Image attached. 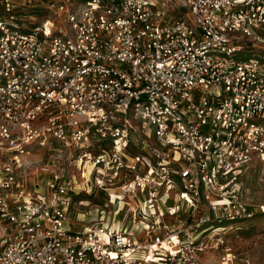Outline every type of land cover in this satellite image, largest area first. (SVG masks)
Returning <instances> with one entry per match:
<instances>
[{
    "label": "built area",
    "instance_id": "obj_1",
    "mask_svg": "<svg viewBox=\"0 0 264 264\" xmlns=\"http://www.w3.org/2000/svg\"><path fill=\"white\" fill-rule=\"evenodd\" d=\"M174 2L0 0V264H202L264 215V0ZM93 189L130 222L73 232Z\"/></svg>",
    "mask_w": 264,
    "mask_h": 264
},
{
    "label": "rangeland",
    "instance_id": "obj_2",
    "mask_svg": "<svg viewBox=\"0 0 264 264\" xmlns=\"http://www.w3.org/2000/svg\"><path fill=\"white\" fill-rule=\"evenodd\" d=\"M166 14L168 17H181L184 21L192 23L193 19L188 11L178 8V3L174 0H164ZM72 9L76 8L73 4ZM170 15V16H169ZM39 24V22L37 23ZM251 51H255L260 56H264V44H254ZM243 57V55H241ZM134 140V139H132ZM136 141H133L130 151L136 152ZM31 159H38L40 150L31 149ZM41 155V154H40ZM46 157H48L45 154ZM31 174V173H30ZM236 190L240 194L241 199L247 205L253 207L264 205V162L253 161L241 168L236 181ZM85 206H81L75 201L70 213V224L73 232H77L84 226H90L97 223L102 217L103 222L109 225L119 226L127 225L129 217H124V213L113 215L110 213L111 207L107 205L106 195L104 192L94 191L91 196L87 197ZM103 211L98 213L95 211ZM176 219L165 218L164 223L170 225ZM228 228L225 234H222V247L210 249V254L202 256V264H222L221 256L224 252L229 254L231 264H264V215L258 216L252 220L245 222H237L221 225ZM214 240L211 236L210 242ZM227 250V251H226Z\"/></svg>",
    "mask_w": 264,
    "mask_h": 264
},
{
    "label": "crops",
    "instance_id": "obj_3",
    "mask_svg": "<svg viewBox=\"0 0 264 264\" xmlns=\"http://www.w3.org/2000/svg\"><path fill=\"white\" fill-rule=\"evenodd\" d=\"M85 206V205H84ZM210 254V253H209ZM208 255V254H207Z\"/></svg>",
    "mask_w": 264,
    "mask_h": 264
}]
</instances>
